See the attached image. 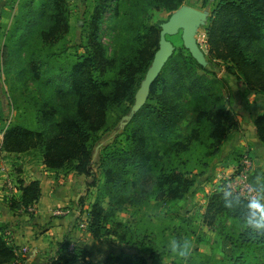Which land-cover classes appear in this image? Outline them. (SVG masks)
Here are the masks:
<instances>
[{"label": "trees", "instance_id": "obj_1", "mask_svg": "<svg viewBox=\"0 0 264 264\" xmlns=\"http://www.w3.org/2000/svg\"><path fill=\"white\" fill-rule=\"evenodd\" d=\"M183 1L101 0L84 21L83 54L75 55V61L43 81L54 103L48 108L43 104L37 110L33 129L15 124L7 126L2 134L1 152L21 154L37 147L43 166L51 172L67 169L92 177L94 157L103 180L88 211L86 231L96 242L113 238L119 244L147 253V257H142L121 252L109 255L100 264H164L163 259L180 264L181 259L175 258L169 241L179 238L181 227L165 226L163 235L169 232L171 239L163 236L161 241H155L147 230L128 229L110 220L114 206H140L151 195L169 203L185 200L196 175H204L209 163L220 154L228 141L227 131L235 128L238 121L232 107L220 95L221 90L229 91L225 80L210 77V67L221 62L225 74L242 88L264 94V0H215L202 27L206 67L199 66L184 49L173 54L150 86L146 103L125 127L127 145L95 152L100 136L124 122L158 48L159 26ZM112 2L115 16L122 3L126 9L119 16L117 27L112 23L111 30L117 31L116 46L109 56L100 35L103 11ZM27 4L26 9L32 5ZM38 6V16L20 29L22 39L15 49H2V68L7 72L11 54L21 53L30 34L53 41L68 30L64 0H45ZM28 16V12L23 14L21 20ZM35 69L32 66L30 71L38 79ZM252 126L264 147V113L252 121ZM193 171L198 172L195 175ZM214 192L217 193L209 198L204 213V224L217 231L219 226L212 227L213 220L224 217L240 226L236 236L218 231L223 234V260L229 264H264V260H256L251 248L264 247V229L257 231L246 223L251 215L249 201L235 195L223 182ZM39 197L38 181L23 184L19 202L24 211ZM184 217L179 223L186 229L191 222L190 217ZM182 232L186 234L184 229ZM69 247L59 249L58 258L50 264H91L86 250ZM14 251L15 247L0 232V264H15ZM223 260L218 264H225Z\"/></svg>", "mask_w": 264, "mask_h": 264}, {"label": "rangeland", "instance_id": "obj_2", "mask_svg": "<svg viewBox=\"0 0 264 264\" xmlns=\"http://www.w3.org/2000/svg\"><path fill=\"white\" fill-rule=\"evenodd\" d=\"M42 1L45 0H7L1 10L0 145L3 131L7 126L18 124L33 129L35 126V117L38 116L37 110L42 108L43 104H45V108H48L54 103L55 100H52V95L48 92V86H43V81H46V78H50V75L53 72H57L59 68H63L65 64L75 61L77 55L83 54L84 50L81 48V45L84 43L86 35L83 32L84 21L89 19L94 7L101 0H64L68 18L67 32L55 36L56 38L53 41L49 37L43 40L37 33L30 34L31 36L27 38V41L22 46L23 50L21 53L15 55L13 51L11 54L9 60L10 69L7 72L6 69L2 68V49H15L20 39H22V37L20 38L21 35H19L20 29L25 25L26 21H31L38 16L35 10L39 7L38 3ZM28 2H31L32 5L26 9L25 6H28ZM214 2L215 0H184L181 6L193 8L205 13L208 17ZM122 4L117 11L118 15H114L112 8L114 5L113 2L107 4L102 14L103 24L101 25L100 41L103 47L106 48V55L109 56L115 50L117 34V31L111 30V26L115 24L117 27L119 16L126 9L124 3ZM27 12L29 16L21 20V16ZM108 19L111 21L109 22ZM180 35L181 32H178L174 36L166 37L167 41L174 47L172 55L184 49ZM196 40L206 55V38L202 27L197 31ZM7 63L6 61L5 66ZM32 66L36 67L35 70L39 74L38 79H34L31 74L30 68ZM209 70L211 71L210 77L216 76L219 79L225 80L226 87L229 91L221 90L220 95L222 94V101L232 107L236 117L246 114L255 116L263 113L264 94H254L242 88L231 76L225 74L221 62H217V65L215 67L211 66ZM18 72L21 73L20 76H18ZM129 121L126 123L121 122L113 130L100 136V143L96 146L95 152L101 151L104 147H108V150L125 147L128 140L126 139L124 130ZM240 121L241 124L227 131L228 140L231 142L235 141L239 143L243 139L244 141L245 139H249V135L245 136L246 124H243L241 119ZM229 141L223 144L220 149V154L209 163L204 175H196L195 173L198 171H193L192 174L196 175L194 186L185 200L169 203L164 200H156L154 195H151L140 206H131L122 203L116 207L114 206V216L111 217L110 222L122 223L128 229L134 230L137 227L141 231L147 230L154 237L153 239L155 241H161V237L169 236V232H165L163 235V228L165 226H179L181 227L180 236L175 242L183 243L184 240H187L191 245L190 254L186 258H181L172 252L175 258L181 259L179 261L180 264H218V262L224 259L220 252L223 234L230 232L231 235L236 236L240 226L237 222H230L224 217L220 219L214 218L213 223L215 225L212 227H217L216 224L219 227L217 231H212L211 226L209 227L203 222L204 213L206 212L209 198L218 192H214V189L217 188L219 183H222L221 180L219 181L218 175L228 173L230 168L238 162L239 156L243 151L250 153L248 141L243 146H232L228 148ZM91 171L92 177H84L67 169L51 172L43 166L42 158L37 147H32L27 152L21 154H8L0 151V210L2 208L5 209L3 211L5 213L7 207L10 208L12 204L10 209L15 213H20L18 214L19 216L24 214L29 218L33 217L34 211L30 212L28 210L33 209L34 205L29 206L24 211L19 202L23 184L34 180L37 181L36 179H40L47 172L57 173V176L52 179L54 182L66 180L68 174L73 173L72 176L83 178L85 190L83 192L80 190L73 192L72 202L67 208L69 211L73 210L75 214L78 212L81 214L86 213L88 219V211L100 193V186L103 180L101 171L96 161H94V157L92 159ZM60 175H63V177L61 178ZM71 180L73 181V178ZM88 183H94L95 186L88 187ZM258 187L264 189V183ZM79 193H82V196L79 197L78 202H75V195ZM3 213H0V217H3ZM184 216L190 217L188 219L191 222V226L186 229L183 223L181 225L179 223L180 219ZM79 218L76 216L74 221H79ZM206 220H209V217ZM6 229L7 225L0 224V232L5 240H8L9 235L6 234ZM183 229L186 231L185 235H183ZM218 231L223 234L220 235ZM84 232L87 231H81L80 234H84ZM59 238H61V242L57 245L62 244L59 246V249L64 248V245H70L62 240L64 237L61 236ZM169 239H171L170 236ZM169 242L171 243L169 246L172 247L173 242ZM115 243L116 241L113 238L92 242L89 248L102 251V253L97 259L93 258V260H90L91 264H98L99 262L97 260H100L102 256L108 254L115 255L121 250L126 255L147 257V253L142 250L130 248L129 246H120ZM251 248L255 250L256 260L258 258L259 261L264 260V247L253 246ZM163 260L164 264H178L171 259ZM222 263L229 264L228 261ZM248 264L252 263L248 261Z\"/></svg>", "mask_w": 264, "mask_h": 264}, {"label": "crops", "instance_id": "obj_3", "mask_svg": "<svg viewBox=\"0 0 264 264\" xmlns=\"http://www.w3.org/2000/svg\"><path fill=\"white\" fill-rule=\"evenodd\" d=\"M6 1L0 0V14ZM257 116L248 114L237 116L238 125L241 124L240 119L243 124H246L245 136L249 135V139H245V141L243 139L239 143L235 141L232 143L228 140V148L243 146L248 141L252 160L250 178L254 185L259 186L264 183V147L257 140L252 126V121ZM56 174L47 172L40 179H36L41 191L38 201L34 204L33 217L29 218L24 214L19 216L20 213L13 212L9 207L5 213H3L5 209L0 210V213H3V217H0V224L7 225L8 242L15 247L14 253L17 257L15 264H50L52 260L58 258L60 253V245L57 244L61 242V238H59L61 236L64 237L62 238L64 242L86 250L89 253V261L93 258L97 259L102 253V251L89 248L92 242L96 241L91 238L88 232L80 234L81 231L77 229L78 221H74L75 212L73 210L69 211L70 214L66 217H53L54 209L67 208L71 204L73 192L85 190L82 177L77 176L76 178L71 173L66 175V180L54 182L52 179L57 176ZM60 177L62 178L63 175ZM80 196L82 193L75 195V202L79 201ZM117 245L125 246L119 243ZM22 250L25 251L22 252ZM121 252L123 250L119 253ZM109 255H104L100 260H97L98 264L102 263Z\"/></svg>", "mask_w": 264, "mask_h": 264}, {"label": "water", "instance_id": "obj_4", "mask_svg": "<svg viewBox=\"0 0 264 264\" xmlns=\"http://www.w3.org/2000/svg\"><path fill=\"white\" fill-rule=\"evenodd\" d=\"M206 21L207 15L205 13L187 6H181L171 13L166 22L159 26L158 48L154 53L152 62L147 69L144 78L140 82L139 88L134 95L133 105L129 114L124 118L123 123L129 121L131 117L146 103L150 86L156 80L162 68L171 57L174 47L169 41H167L166 37L174 36L180 31L183 48L199 66L206 67L207 61L205 55L196 40L198 29L203 27L206 24Z\"/></svg>", "mask_w": 264, "mask_h": 264}, {"label": "built area", "instance_id": "obj_5", "mask_svg": "<svg viewBox=\"0 0 264 264\" xmlns=\"http://www.w3.org/2000/svg\"><path fill=\"white\" fill-rule=\"evenodd\" d=\"M252 168V160L250 153L243 151L240 154L239 163L233 165L228 173H222L218 175L219 181L221 180L225 186L230 189L235 195L251 201L253 199H260L261 203H264V189L254 185L250 178ZM215 191V189H214ZM28 211L32 212L33 209ZM53 217H66L70 214L67 208H56L52 212ZM80 217L77 223V229L80 231H86L87 214H81L80 212L75 214V217ZM72 249L70 245L69 250ZM25 250H22L24 252Z\"/></svg>", "mask_w": 264, "mask_h": 264}, {"label": "clouds", "instance_id": "obj_6", "mask_svg": "<svg viewBox=\"0 0 264 264\" xmlns=\"http://www.w3.org/2000/svg\"><path fill=\"white\" fill-rule=\"evenodd\" d=\"M249 209L251 215L247 218L246 223L257 231L264 229V203H261L260 199H253L249 202ZM190 249L191 245L187 240H184L183 243L174 241L171 248L172 252L181 258H186L190 254Z\"/></svg>", "mask_w": 264, "mask_h": 264}, {"label": "flooded vegetation", "instance_id": "obj_7", "mask_svg": "<svg viewBox=\"0 0 264 264\" xmlns=\"http://www.w3.org/2000/svg\"><path fill=\"white\" fill-rule=\"evenodd\" d=\"M180 32V31H179Z\"/></svg>", "mask_w": 264, "mask_h": 264}]
</instances>
